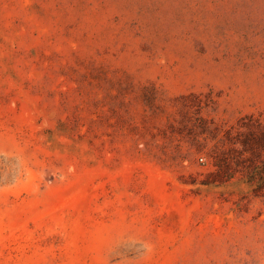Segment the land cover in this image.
Here are the masks:
<instances>
[{"label":"rangeland","instance_id":"1","mask_svg":"<svg viewBox=\"0 0 264 264\" xmlns=\"http://www.w3.org/2000/svg\"><path fill=\"white\" fill-rule=\"evenodd\" d=\"M0 264H264V0H0Z\"/></svg>","mask_w":264,"mask_h":264},{"label":"bare ground","instance_id":"2","mask_svg":"<svg viewBox=\"0 0 264 264\" xmlns=\"http://www.w3.org/2000/svg\"><path fill=\"white\" fill-rule=\"evenodd\" d=\"M38 74V73H37ZM38 78H39V76H38Z\"/></svg>","mask_w":264,"mask_h":264}]
</instances>
